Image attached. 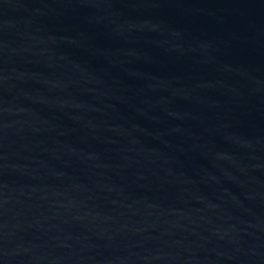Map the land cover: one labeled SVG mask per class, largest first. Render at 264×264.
<instances>
[{"label":"water","instance_id":"1","mask_svg":"<svg viewBox=\"0 0 264 264\" xmlns=\"http://www.w3.org/2000/svg\"><path fill=\"white\" fill-rule=\"evenodd\" d=\"M0 264H264V0H0Z\"/></svg>","mask_w":264,"mask_h":264}]
</instances>
